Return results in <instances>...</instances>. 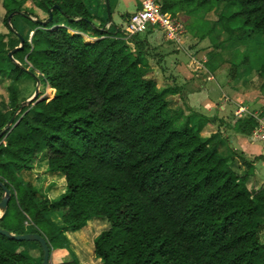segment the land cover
Listing matches in <instances>:
<instances>
[{"label": "trees", "instance_id": "obj_1", "mask_svg": "<svg viewBox=\"0 0 264 264\" xmlns=\"http://www.w3.org/2000/svg\"><path fill=\"white\" fill-rule=\"evenodd\" d=\"M158 4L172 17L207 14L223 4L232 13L216 24L228 38L234 35L232 23L242 24L249 36L264 37V0ZM1 5L3 24L14 37L0 35V83H8L10 107L0 112V183L10 191L0 228L42 236L50 264L60 252L66 258L53 264H90L74 241L84 237L86 244L90 239L94 264H264L259 237L264 188L247 190L253 164L264 156L244 161L248 170L236 173L234 154L224 156L218 143L202 138L209 119L170 113L168 98L179 89L159 91L155 80L145 78L146 42L128 40L132 52L119 39L121 29L107 30L109 20L93 17L84 0H2ZM15 20L33 32L30 42L28 33L10 25ZM85 34L96 40L85 41ZM20 38L22 48L12 56L18 67L8 54ZM36 73L54 97L32 102L15 117L21 107L16 84L23 77L33 82L30 74ZM13 117L15 126L6 130ZM235 125L248 136L256 121ZM47 172L64 184L57 199L24 179ZM2 196L0 189V202ZM90 222H97L93 233L86 227ZM80 232L73 242L67 237ZM25 244L0 236V264H41L18 249ZM32 244L41 259L39 245Z\"/></svg>", "mask_w": 264, "mask_h": 264}, {"label": "rangeland", "instance_id": "obj_2", "mask_svg": "<svg viewBox=\"0 0 264 264\" xmlns=\"http://www.w3.org/2000/svg\"><path fill=\"white\" fill-rule=\"evenodd\" d=\"M1 2V0H0ZM2 5H0V32H8V37L13 38L14 36L9 34V30L4 26L3 24V19L5 16V11L3 8H1ZM32 5L31 3L27 2L24 5V8H30ZM3 9V10H2ZM133 11V7H127L124 8L120 6L117 11L113 12L112 16H110V25H111V30L115 31L116 28L123 29L125 26V21H123V15L126 12H131ZM231 11L229 8L224 6L223 4H220L216 6L211 12L207 13L209 15V18L212 19L214 22H210L211 24L207 23L203 17L204 16H192L190 19V22L186 23V33H187V41L185 43V39L183 38V45L180 48L179 44L175 43H169L166 42L163 38V35L159 31H150L147 33L139 34L137 39L139 41H145L147 46L145 48V58L148 62V73L145 76L146 79H153L155 80V83L157 84V88L159 91L163 89H170V88H178V85H180V82L176 83V78L174 73V69L172 68L175 61L177 60H184V57L188 58V55L190 53L188 50L193 49L197 47L199 49L197 53L199 54L201 51H207L211 50L212 52H216V50H219L220 47V52L225 54H231L234 51L233 54V59L231 60V63L229 64L230 66L234 67H239L240 71H246L249 73L247 74L248 79L247 82L249 84V90L250 91H262V95H264V73L263 71L260 72L261 67L264 66V37L263 36H249L248 34V29L245 27H242V24L240 23H232L230 24V27L234 30V35L228 38V36L223 32L222 27L218 24H216V21L221 17H229L231 15ZM204 15V14H200ZM107 18L108 16L104 13V19ZM12 19V18H11ZM11 21V20H10ZM17 22V20H16ZM14 22V24H10L13 27H16L17 23ZM213 24V26H212ZM216 24V25H215ZM16 29V28H15ZM239 29V30H238ZM90 35V36H89ZM186 35V34H185ZM85 41L87 42H93L96 39L91 37V34L88 35H82ZM120 39V38H119ZM197 43V44H196ZM128 44V43H127ZM196 44V45H193ZM132 52L134 51V46L132 44H128ZM186 46V47H185ZM188 47V50L186 49ZM183 49V50H182ZM195 50V49H193ZM176 51V52H175ZM192 51V50H190ZM218 53V52H217ZM184 55V57H183ZM194 56V54H192ZM228 57V56H227ZM201 60V63H203V57H199ZM226 59V56L225 58ZM227 63H229L227 61ZM20 65V64H19ZM21 66V65H20ZM195 66V68H193ZM176 67V66H175ZM197 65L193 64L191 66L194 71H196ZM260 68V69H259ZM198 69V67H197ZM28 71V70H27ZM179 75H181V72L183 74L184 70L179 69ZM225 71V70H223ZM235 72V71H234ZM232 73V70H231ZM202 74V73H201ZM36 78L32 77L34 80H25L23 77L19 82L17 86V91L19 95V101L21 102V105H23L25 102L32 100V102H37V101H50L54 97V91L50 89L46 84L40 83L38 80L39 74H35ZM215 81L216 79L219 80L217 82L221 87L225 86V84L229 81L226 80L225 76L223 75V72H219L216 75H214ZM262 78V79H261ZM254 80V81H251ZM260 80V81H259ZM180 81V80H179ZM259 81V84L256 83ZM230 83V82H228ZM8 83L1 84L0 83V112H9L10 107L8 106V98L7 94L5 91L6 86ZM211 84H209L210 86ZM229 85V84H228ZM252 86V87H251ZM230 87V86H229ZM231 88V87H230ZM261 101H264V97L260 98L259 104ZM31 102V103H32ZM258 104V106H260ZM180 103L176 105L175 101L173 98H168V110L170 113H174L175 111L182 110L181 106H179ZM30 106L25 105L22 110H24L26 107ZM183 107V106H182ZM252 114L255 113V111L259 114L260 110L252 108ZM263 109V108H262ZM21 110V111H22ZM21 111H17L15 113V117L20 114ZM232 113V112H229ZM243 113V111H241ZM264 113L259 115H263ZM232 115V114H231ZM230 116V115H229ZM229 123L233 120L235 122L234 116H231L227 118ZM256 121V126L254 128L253 135L254 137L263 138L264 139V132L259 133V129L262 125V123L258 120ZM256 133V134H255ZM262 148L260 150L262 151L261 153L264 154V141H258ZM260 144H255L253 145L255 148H259ZM236 152V153H235ZM233 153L236 154V157L238 158L235 160V172L238 174H241L245 171H247V167L244 166L243 162L251 163L254 160V156L252 155L250 158H247L243 154L239 153V150H233ZM232 153V154H233ZM255 155V153H254ZM260 155V153H259ZM241 156V157H240ZM254 157V158H253ZM260 164V162H259ZM254 170V167H253ZM253 170H252V175H253ZM47 171V168H46ZM264 175V171L261 172ZM251 175V177H252ZM26 181L35 183L37 188L39 189V193L42 194H49L50 197H53V199H57L58 195L60 194L62 189V180L60 179L59 176H56V174H52L51 172H47L45 176L33 178L31 175H26L24 177ZM47 181L44 183V181ZM250 184L248 182L247 184V190L250 192L256 191L259 185V182H257V185L255 186L252 184V180L249 179ZM255 181V179H254ZM51 184L50 186H46L47 183ZM64 182V180H63ZM55 185V186H54ZM52 186L54 187L52 189ZM264 186V185H263ZM260 188H264V187ZM46 188V190H45ZM64 189V188H63ZM259 189V188H258ZM51 192V193H50ZM54 193V194H52ZM57 196V197H56ZM1 215V213H0ZM96 223L97 222H90L86 225L87 228H92L93 231L96 229ZM107 224L101 226V230H104L106 228ZM87 230H84L83 232L85 233ZM92 231V233H93ZM82 232V233H83ZM78 234L80 233H75L71 234L72 239L77 238ZM91 235V234H90ZM260 241L261 243H264V227L262 231L260 232ZM76 245L81 246L82 251L80 253L81 259L86 260L90 264L91 263V247H90V239H88V243H85V237L80 239L79 241L74 240ZM82 244V245H81ZM92 245V243H91ZM21 252L27 254L29 257L32 258V261L35 263H39L40 261L42 262V258H39V252L38 249L35 247L34 244L32 243H26L23 246H20L18 248ZM74 249H76L74 247Z\"/></svg>", "mask_w": 264, "mask_h": 264}, {"label": "crops", "instance_id": "obj_3", "mask_svg": "<svg viewBox=\"0 0 264 264\" xmlns=\"http://www.w3.org/2000/svg\"><path fill=\"white\" fill-rule=\"evenodd\" d=\"M84 2L87 3L88 5L89 13L93 17L97 18V20L107 19V18L104 19V13L109 18L110 16H112L113 12L118 10L120 6L124 8L130 6L133 7V11L126 12L123 15V21H125V23L128 17L132 13H134L139 6V0H84ZM1 3L2 0L0 2V5ZM192 16H196V15H192ZM192 16L187 15L183 12H180L176 16L180 21L184 23L186 35L184 34L183 38L185 39V43L188 39L186 33V23L190 22ZM199 16H204L203 19L209 24H211L210 22H214L212 21V19L209 18V15L207 14L199 15ZM108 20L109 22L111 21L110 19ZM14 22H16V20ZM16 23L17 25L15 28L18 30V32L22 33L23 35H27L28 33V42H30L33 32L29 33L27 26L23 24L21 21L17 20ZM6 34H8V32H0V35H6ZM183 38L179 45L180 46L179 49H181L183 45ZM186 49L188 50V47ZM193 49H190L192 51L188 50V52L190 53V55H188V58L184 57L183 55L184 60L175 61L172 67L175 68L173 74H175L174 76L176 78V83L180 82V85H178V89H179L178 93L172 96L171 98L174 99L176 105L180 103L179 106H181V108L183 109V111L182 110L181 111L185 117L187 115H190L191 113H194L205 119H209V122L203 126L200 134L202 138L212 139L214 143H218L219 151L222 155L228 156L233 153V150H239V153L243 154L247 158H250L252 155L255 158L259 156H264V154L261 153L262 151L260 150L262 146L258 142L259 140L257 141L256 137H254L253 132L250 135L245 136L237 133L235 130L236 127L235 123L238 120H243L247 118L258 120L264 126V114L259 115L262 114V112L264 113V101H261L259 104L260 98H263L264 95L260 93L262 92L260 90L259 91H250L251 89L249 90V84L247 82L248 79L247 74L249 73V71L248 72L240 71L239 67H234L229 65L231 63V60L233 59L234 51L231 54L224 55L223 53L220 52V47H219V50H216V52H212L211 50H207V51L205 50V51H201L198 54L197 51L199 49H197V47ZM192 54H194V56ZM200 56L203 57V63H201V60L199 58ZM225 56L226 59H224ZM227 61L229 63H227ZM193 64L197 65L198 67V69L196 67V71H194V69L191 68ZM193 68H195V66ZM179 69H182V71L184 70L185 74L181 72V75H179V71H178ZM221 71L223 72L225 78H227L226 80H229L228 82H230V83L227 82L224 87L223 86L221 87L220 86L221 84L219 85L217 83L219 82V80L216 79L215 81V77H214V75H216ZM261 71H263L264 73L262 67L260 69V72ZM259 81L256 83L259 84ZM209 84L211 85L209 86ZM18 85L19 84H16V89ZM258 104L260 106H258ZM252 108L258 110L261 109V110L259 114L256 111L255 113L252 114L253 111ZM241 111H243V113H241ZM231 116H234L235 122H233L232 120L229 123L227 118ZM255 144H260L259 148H255L253 146ZM234 158L235 160L238 159L236 157V154H234ZM253 167H254L253 175L252 177H250V179L252 180L251 182L254 186L255 184L257 185V182H259L258 187H255L258 189L264 185V175L261 173L262 171H264V161L255 162L253 164ZM87 229L92 231V228H87ZM81 236L84 237V235ZM67 237L71 242H73L71 239L72 235H67ZM66 256L67 255L65 252L55 253L52 256L51 262L52 264L61 262L66 258Z\"/></svg>", "mask_w": 264, "mask_h": 264}, {"label": "built area", "instance_id": "obj_4", "mask_svg": "<svg viewBox=\"0 0 264 264\" xmlns=\"http://www.w3.org/2000/svg\"><path fill=\"white\" fill-rule=\"evenodd\" d=\"M106 29H111V25H106ZM150 31H159L166 42L180 45L185 34V26L176 16L162 13L158 0H139L138 9L128 17L121 30L120 39L128 43L131 38ZM262 132L264 126L259 129V133ZM258 140L264 141L261 137L257 138Z\"/></svg>", "mask_w": 264, "mask_h": 264}, {"label": "water", "instance_id": "obj_5", "mask_svg": "<svg viewBox=\"0 0 264 264\" xmlns=\"http://www.w3.org/2000/svg\"><path fill=\"white\" fill-rule=\"evenodd\" d=\"M13 15H10L8 17L9 22H10L11 18L13 17ZM108 19H110V17ZM23 43H24L23 39L20 38V46L8 54L9 59L12 60V56H13L14 52L17 50H20L22 48ZM12 61L18 67H21L17 62H15L14 60H12ZM25 72H28V71L25 70ZM30 75L32 77H34L35 79H37L34 74H30ZM32 100L33 99H31V100L25 102L23 105H21V107L19 108L18 111H21L23 109V107H25V105L31 104ZM13 121H14V117L8 122V124L6 126V130L11 128L12 126H15V125H13ZM0 189L3 192V196H2V199L0 202V213H1L0 218H1L3 213L5 212V210L7 209V206H8L9 200H10V191L2 183H0ZM0 236L4 237L10 241L38 244L40 249H41V252H42L41 264H50V250H49V247H48L46 240L42 236L37 235V234L14 235V234L9 233L8 231L3 230L2 228H0Z\"/></svg>", "mask_w": 264, "mask_h": 264}]
</instances>
